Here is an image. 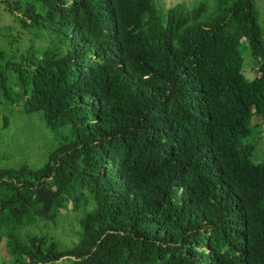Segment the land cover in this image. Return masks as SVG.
I'll use <instances>...</instances> for the list:
<instances>
[{
	"label": "trees",
	"instance_id": "trees-1",
	"mask_svg": "<svg viewBox=\"0 0 264 264\" xmlns=\"http://www.w3.org/2000/svg\"><path fill=\"white\" fill-rule=\"evenodd\" d=\"M204 11L0 0L10 48L14 32L44 43L0 52V93L56 141L42 167L0 170V264H264V161L247 142L264 37L255 0Z\"/></svg>",
	"mask_w": 264,
	"mask_h": 264
},
{
	"label": "rangeland",
	"instance_id": "rangeland-1",
	"mask_svg": "<svg viewBox=\"0 0 264 264\" xmlns=\"http://www.w3.org/2000/svg\"><path fill=\"white\" fill-rule=\"evenodd\" d=\"M155 3L158 9L163 12L176 4H181L188 10L205 6L202 15L204 21L212 17L216 7V0H155ZM255 5L264 37V0H255ZM7 18L4 14L0 19V27L10 24L7 22ZM30 31L22 35L14 32L18 41L10 48L7 40L3 37L5 36L3 28L0 30V52H4L6 55L5 60L12 56H26L24 58L26 59L35 53L33 51L44 46L43 42L36 41L34 34H30ZM240 50L245 58L244 69L252 70L256 60L251 57L250 51L244 46V43L241 44ZM28 54L29 56H27ZM19 90V87L15 89V91ZM11 95L13 99L11 98V102H9L6 96L0 93V170L11 167L20 169L25 165L37 169L47 163L48 155L56 144L55 138L40 114L27 113L25 105L18 101L13 92ZM14 98L17 99L16 105H14ZM250 127L252 134L247 142H253L256 145L252 161L259 164L264 161V115L254 116L250 121ZM66 259L55 264H68Z\"/></svg>",
	"mask_w": 264,
	"mask_h": 264
}]
</instances>
